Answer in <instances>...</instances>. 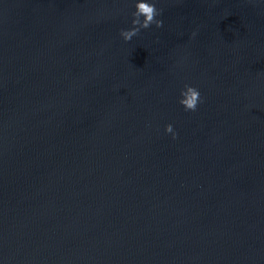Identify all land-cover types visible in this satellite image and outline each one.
Segmentation results:
<instances>
[{"label": "water", "instance_id": "water-1", "mask_svg": "<svg viewBox=\"0 0 264 264\" xmlns=\"http://www.w3.org/2000/svg\"><path fill=\"white\" fill-rule=\"evenodd\" d=\"M158 7L0 0L2 264H264V0Z\"/></svg>", "mask_w": 264, "mask_h": 264}, {"label": "clouds", "instance_id": "clouds-1", "mask_svg": "<svg viewBox=\"0 0 264 264\" xmlns=\"http://www.w3.org/2000/svg\"><path fill=\"white\" fill-rule=\"evenodd\" d=\"M132 3L135 8L132 12V26L121 29V35L125 40H131L141 29L149 28L153 24L157 27L163 26V8L158 7V0H132ZM202 100L201 90L197 85L185 84L180 89L179 102L184 106L185 110L195 111ZM166 131L171 133L174 138L178 136L173 123L166 125ZM0 264H2V261H0Z\"/></svg>", "mask_w": 264, "mask_h": 264}]
</instances>
